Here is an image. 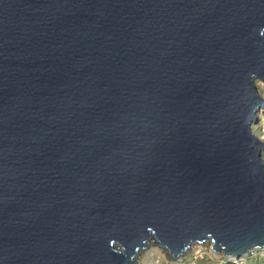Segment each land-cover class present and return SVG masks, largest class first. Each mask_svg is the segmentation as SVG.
I'll use <instances>...</instances> for the list:
<instances>
[{"label": "water", "instance_id": "1", "mask_svg": "<svg viewBox=\"0 0 264 264\" xmlns=\"http://www.w3.org/2000/svg\"><path fill=\"white\" fill-rule=\"evenodd\" d=\"M264 0H0V264L264 250Z\"/></svg>", "mask_w": 264, "mask_h": 264}, {"label": "rangeland", "instance_id": "2", "mask_svg": "<svg viewBox=\"0 0 264 264\" xmlns=\"http://www.w3.org/2000/svg\"><path fill=\"white\" fill-rule=\"evenodd\" d=\"M256 87L260 96L264 98L263 83L257 81ZM252 131L261 141L264 142V109L258 113V121L252 125ZM154 251L158 252L157 256L163 254L160 249L151 246L141 254L138 259V264H264V250H256L250 253L247 257L233 260L227 259L223 253H214L210 245L194 246L185 257L176 262L169 261L168 258L165 257V259L159 261V263H154L149 258L150 254Z\"/></svg>", "mask_w": 264, "mask_h": 264}, {"label": "bare ground", "instance_id": "3", "mask_svg": "<svg viewBox=\"0 0 264 264\" xmlns=\"http://www.w3.org/2000/svg\"><path fill=\"white\" fill-rule=\"evenodd\" d=\"M157 248V247H156ZM159 249V248H158ZM161 250V249H160ZM162 251V253L163 254H161L160 256L158 255L157 256V251H154V252H152L151 254H150V256H149V258H150V260L151 261H153L154 263L156 262H158L159 263V261H161V260H163V259H165V257H167V254H166V252L165 251H163V250H161ZM233 260H237L236 258L235 259H233Z\"/></svg>", "mask_w": 264, "mask_h": 264}]
</instances>
